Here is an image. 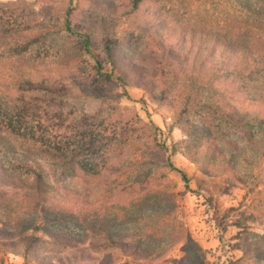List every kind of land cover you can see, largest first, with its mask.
Here are the masks:
<instances>
[{
  "label": "rangeland",
  "instance_id": "1",
  "mask_svg": "<svg viewBox=\"0 0 264 264\" xmlns=\"http://www.w3.org/2000/svg\"><path fill=\"white\" fill-rule=\"evenodd\" d=\"M134 5L135 0H0V264H264V184L256 185L264 179V162L240 163L247 182L228 173L231 167L225 174L203 172L206 163L194 162L184 127L205 123L218 141L234 139V132L220 118L187 111L194 83L180 67L167 66L157 46L166 24H208L241 39L254 35L234 0ZM67 18L92 35L103 60L106 38L113 41L122 70L115 75L123 74L126 86L105 76L110 66L96 73L95 62L82 52L83 39L64 31ZM17 29L29 43L24 56L19 52L21 62L58 65L72 81L81 79L105 96L73 93L53 107L55 141L90 150L74 159L72 169L56 166L46 175L62 193L88 203L85 220L76 210L58 220L26 203L36 198L28 189L33 163L23 153L32 142L4 126L24 97L10 82L19 58L11 61L7 41ZM120 237L136 245L139 256L111 249L112 239ZM80 251L83 261L76 258Z\"/></svg>",
  "mask_w": 264,
  "mask_h": 264
},
{
  "label": "trees",
  "instance_id": "2",
  "mask_svg": "<svg viewBox=\"0 0 264 264\" xmlns=\"http://www.w3.org/2000/svg\"><path fill=\"white\" fill-rule=\"evenodd\" d=\"M234 1L236 9L242 14L245 28L254 35L253 39H241L208 24H166L161 32L162 41L157 46L163 53L165 64L170 68L180 67L194 83L192 94L185 99L187 111L204 118H220L234 132V139L218 141L217 132L205 123L184 127L190 135L187 145L194 151V162L206 163L203 172L208 176L213 173L225 174L231 167L228 173L247 182L250 177L238 172L240 163L252 159L264 162V0ZM140 2L142 0H135L134 6L138 8ZM5 22L10 24L11 21ZM72 24L67 18L64 31L83 39L82 52L95 62L93 69L96 73L102 75L104 68L110 66L111 73L105 76L110 79L115 76L120 84L126 86L125 76L115 75V72L121 73L122 70L114 55L113 41L106 38L103 50L106 60H103L101 53L94 48L92 35L79 25L75 27ZM24 36V31L22 33V29H17L7 41L8 50L12 51L11 61L19 58L10 71L13 76L10 77L12 90L24 94V97L22 104L12 107V112L5 117L4 126L11 128L10 135L20 134L24 143L32 142L30 146L25 144V148H28L23 153L27 164L33 163L30 174L33 186L28 189L36 194V198L26 203L43 207L58 220L73 214L74 210L78 212L80 220H85L88 203L62 193L57 185L48 181L49 175H46L56 166L72 169L74 159L90 150L87 144L68 149L55 141L53 107L57 100L73 97V93L97 98L105 96L95 89L91 90L81 79H78L81 83L72 81L71 76L62 72L58 65L33 58L21 62L23 58L19 57V52L22 56L29 50ZM168 56L170 58L167 60ZM43 57L47 58V53ZM170 168L174 169L172 165ZM180 174L185 188L189 189L186 175L182 171ZM259 184H264V179L256 183ZM53 194L57 195V199ZM118 239H112L111 249L125 257L136 253L139 256L137 246L132 245L129 239ZM80 252L76 258L83 261L84 254ZM95 264L100 263L96 261Z\"/></svg>",
  "mask_w": 264,
  "mask_h": 264
}]
</instances>
